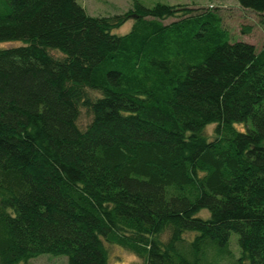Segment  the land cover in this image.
<instances>
[{"label": "trees", "instance_id": "16d2710c", "mask_svg": "<svg viewBox=\"0 0 264 264\" xmlns=\"http://www.w3.org/2000/svg\"><path fill=\"white\" fill-rule=\"evenodd\" d=\"M3 43L0 264H108V245L264 264V44L231 41L208 8L93 17L76 0H0Z\"/></svg>", "mask_w": 264, "mask_h": 264}, {"label": "rangeland", "instance_id": "374dc122", "mask_svg": "<svg viewBox=\"0 0 264 264\" xmlns=\"http://www.w3.org/2000/svg\"><path fill=\"white\" fill-rule=\"evenodd\" d=\"M133 1H137L144 7L150 8L155 4L169 6H187L189 8H208L217 13L221 19V25L227 31L231 41H242L252 45L256 50L264 44V12L253 13L242 9L235 0H76L87 15L93 17H111L126 12L131 8ZM171 20H166L165 23ZM131 21L128 20L119 28L113 30L115 35H123L128 32ZM11 43L0 44V47L11 46ZM58 56V54L53 53ZM90 121V115L81 109L77 119V126L83 130ZM212 125L205 129V134L212 135ZM238 128V127H237ZM240 128V127H239ZM206 217L205 212H201ZM231 238L235 236L232 234ZM108 252V264H140L141 260L131 252L114 245L106 246ZM229 249L237 255L234 240L230 242ZM29 264H66L64 256L52 257L40 255L32 259Z\"/></svg>", "mask_w": 264, "mask_h": 264}]
</instances>
